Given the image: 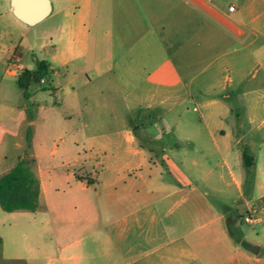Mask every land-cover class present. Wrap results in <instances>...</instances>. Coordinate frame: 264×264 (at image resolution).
<instances>
[{"label": "crops", "instance_id": "0c3cea01", "mask_svg": "<svg viewBox=\"0 0 264 264\" xmlns=\"http://www.w3.org/2000/svg\"><path fill=\"white\" fill-rule=\"evenodd\" d=\"M49 2V14L38 23L68 15L72 56L91 64L98 49L109 71L118 64V78L132 82L125 92L127 100L135 103L131 112L159 109L165 114L183 100L201 107L191 94L190 83L211 65L227 63L237 42L250 47L258 36L264 38V21L255 24L257 15L247 11L242 15L233 4L229 5L235 7L234 12L221 14L205 0ZM2 7L0 15L6 11L13 15L9 0ZM115 14L121 21L119 38L114 32ZM166 16L170 20L162 21ZM126 17L131 19L125 21ZM96 26L103 37L95 45L91 32ZM150 34L157 36V42L146 41ZM46 67L42 86L53 73L49 64ZM217 87L211 84L210 91L214 93ZM203 107L206 111L199 114V124L204 137L172 132L171 137L156 142L163 151L170 147L162 159L169 171L157 167L152 150L139 142L140 133L122 132L112 141L121 156L104 155L97 163L103 167L101 195L91 179L42 170L33 158L39 208L10 213L0 209V264H264L263 246L248 241L250 229L246 227L263 221L254 215L264 208V195L259 202L251 199L257 184L254 179L252 185L258 143L234 131V121L223 122L233 111L223 102L210 99ZM5 135L15 137L0 129V143ZM143 135L151 141L148 134ZM189 149L195 154L190 162ZM244 152L253 162L250 179L242 163ZM112 160L117 161V169L108 172ZM231 192L235 194L232 202L223 205ZM246 212L252 215L250 223L242 220ZM234 229H239V238L231 233ZM66 234L70 241L61 245L51 247V241H46ZM247 246L258 247V252Z\"/></svg>", "mask_w": 264, "mask_h": 264}, {"label": "rangeland", "instance_id": "374dc122", "mask_svg": "<svg viewBox=\"0 0 264 264\" xmlns=\"http://www.w3.org/2000/svg\"><path fill=\"white\" fill-rule=\"evenodd\" d=\"M3 3L5 0H0V13ZM229 4L236 6L242 15L245 11L250 16L257 15L255 24L264 21V0H214L209 5L218 13L226 14ZM11 14L6 11L0 15V129L15 133V137L5 135L0 143V175L20 159L25 160L34 171L35 158L42 170L56 174L77 173L91 179L94 181L93 187L100 194L104 182L103 167L102 163H97L104 155L121 156L119 146L112 144V141L124 131L140 133L139 142L145 149L152 150L157 167L169 171V166L165 161L162 163V159L170 153V147L165 146L167 149L163 151V146L156 142L159 138L171 137L172 132L183 137H204L199 114L206 111L204 101L212 99L233 109L229 116L225 115V124L234 121L237 123L234 131L245 133V138L258 143L259 149L253 154L256 169L252 171L255 175L252 185L254 179L257 184L253 190H249L253 194L252 201H260L264 195V140L259 144V139L264 137V38L258 36L250 47L237 42L227 56V63L211 65L190 83L191 94L201 103V107L183 100L170 106L165 114H160L159 109L131 112L130 106L135 107V103L127 100L125 92L131 89L132 82L118 78V64L109 71L98 49H94L91 64H87L85 58L72 56L68 15L62 20L55 18L26 26ZM128 19L131 18L126 17L125 21ZM161 20L167 21L170 17H162ZM113 22L115 36L118 37L121 21L117 14ZM95 24H98L97 21ZM91 35L96 45L102 39L103 32L96 26ZM145 39L155 43L157 36L150 34ZM12 57H20L23 64L22 69L13 75L7 73ZM35 61L49 64L53 73L45 81V86L34 82L27 84L25 96L17 81L20 79L25 85L26 70L33 72ZM213 83L218 84L214 93L210 91ZM224 94L229 97L223 98ZM169 123L173 124L171 128L164 127ZM27 131L30 132L29 148ZM143 133L148 134L150 142ZM194 158L193 150L189 149L187 161ZM108 162V172L117 169V161ZM249 185V182L245 185V191ZM234 196L231 192L227 200L223 198V205L232 202ZM52 214L50 212L51 219ZM254 217H260L263 221L246 225L250 229L248 241L263 246L260 254H264V208L258 210ZM238 230H232L237 238ZM46 241H51V247H54L70 239L66 234L57 235L55 240L48 237Z\"/></svg>", "mask_w": 264, "mask_h": 264}, {"label": "trees", "instance_id": "16d2710c", "mask_svg": "<svg viewBox=\"0 0 264 264\" xmlns=\"http://www.w3.org/2000/svg\"><path fill=\"white\" fill-rule=\"evenodd\" d=\"M48 70L46 63L35 61V70L25 73V85L21 80L17 81L19 87L24 90L27 84L41 83V81L47 76ZM30 132L27 131L26 142L27 147H30ZM243 166L247 173L248 179L251 178L252 162L249 160L247 152L243 154L242 160ZM39 194L40 186L39 181L35 174L28 167L25 160L20 159L4 174L0 175V209L3 212H15V211H28L34 212L39 208ZM233 235L234 232H231ZM2 240L0 238V248Z\"/></svg>", "mask_w": 264, "mask_h": 264}, {"label": "water", "instance_id": "95a60500", "mask_svg": "<svg viewBox=\"0 0 264 264\" xmlns=\"http://www.w3.org/2000/svg\"><path fill=\"white\" fill-rule=\"evenodd\" d=\"M10 5L13 15L28 25L37 24L51 10L49 0H10ZM247 249L255 254L258 252V247L255 246H247Z\"/></svg>", "mask_w": 264, "mask_h": 264}, {"label": "built area", "instance_id": "2783aa9c", "mask_svg": "<svg viewBox=\"0 0 264 264\" xmlns=\"http://www.w3.org/2000/svg\"><path fill=\"white\" fill-rule=\"evenodd\" d=\"M207 2H212L214 0H205ZM227 10L229 12H234L235 11V7L233 5H228L227 6ZM21 59L20 57H12V59L10 60V63L8 65V68H7V73L8 74H15L18 70L22 69L23 67V64L20 63ZM243 222L245 223H250L252 221V215L251 213L249 212H246L244 215H243V218H242Z\"/></svg>", "mask_w": 264, "mask_h": 264}]
</instances>
